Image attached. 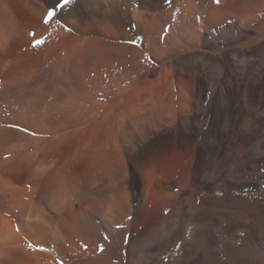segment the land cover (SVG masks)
Masks as SVG:
<instances>
[{
	"label": "bare ground",
	"instance_id": "6f19581e",
	"mask_svg": "<svg viewBox=\"0 0 264 264\" xmlns=\"http://www.w3.org/2000/svg\"><path fill=\"white\" fill-rule=\"evenodd\" d=\"M0 264H264V0H0Z\"/></svg>",
	"mask_w": 264,
	"mask_h": 264
},
{
	"label": "rangeland",
	"instance_id": "374dc122",
	"mask_svg": "<svg viewBox=\"0 0 264 264\" xmlns=\"http://www.w3.org/2000/svg\"><path fill=\"white\" fill-rule=\"evenodd\" d=\"M241 18H242V21H243L242 23H244V24H247V21H249V19H248L249 17H247V16H243L242 15ZM37 39H36V42L37 41H41V39H39V38H37ZM42 43H40V44L36 43V45L39 46ZM157 68H158V69H156L157 72L152 73V74H147L146 77L145 76L142 77V80H145V79H147V80H157L158 79V80L166 81V80H170L172 78L171 73H169V68H168V64L167 63H162Z\"/></svg>",
	"mask_w": 264,
	"mask_h": 264
},
{
	"label": "snow or ice",
	"instance_id": "6c2138e0",
	"mask_svg": "<svg viewBox=\"0 0 264 264\" xmlns=\"http://www.w3.org/2000/svg\"><path fill=\"white\" fill-rule=\"evenodd\" d=\"M64 2L65 3H68V2H70V0H64ZM214 2L215 3H217V4H219V2H220V0H214ZM53 13L52 12H49L48 13V18L45 20V22L47 23L49 20H51L52 19V17H53ZM34 35V34H33ZM37 44H40V43H42V41H37L36 42ZM127 242V240H125V243ZM101 250H102V248H101Z\"/></svg>",
	"mask_w": 264,
	"mask_h": 264
}]
</instances>
